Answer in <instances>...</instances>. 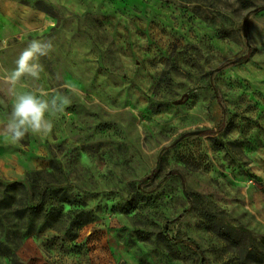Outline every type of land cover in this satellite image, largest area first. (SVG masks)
Here are the masks:
<instances>
[{"label": "rangeland", "instance_id": "1", "mask_svg": "<svg viewBox=\"0 0 264 264\" xmlns=\"http://www.w3.org/2000/svg\"><path fill=\"white\" fill-rule=\"evenodd\" d=\"M34 39L71 103L0 135V264H264V0H0V69Z\"/></svg>", "mask_w": 264, "mask_h": 264}, {"label": "clouds", "instance_id": "2", "mask_svg": "<svg viewBox=\"0 0 264 264\" xmlns=\"http://www.w3.org/2000/svg\"><path fill=\"white\" fill-rule=\"evenodd\" d=\"M4 46H7L6 41ZM52 50L51 40L34 39L19 54L13 70L0 69L3 72L0 79L9 86L14 97L7 123L0 128V135L8 136L15 142L23 140L28 134L51 140L55 126L53 118L63 112L64 106L71 101L68 97L49 99V93L44 89L18 93L16 88L26 76L39 79L43 71L39 60Z\"/></svg>", "mask_w": 264, "mask_h": 264}, {"label": "trees", "instance_id": "3", "mask_svg": "<svg viewBox=\"0 0 264 264\" xmlns=\"http://www.w3.org/2000/svg\"><path fill=\"white\" fill-rule=\"evenodd\" d=\"M247 60H248V58L245 57V58H242V59L238 60L237 62H238V63H244V62H247ZM149 179H150V178H149ZM149 179H147V180H149Z\"/></svg>", "mask_w": 264, "mask_h": 264}, {"label": "water", "instance_id": "4", "mask_svg": "<svg viewBox=\"0 0 264 264\" xmlns=\"http://www.w3.org/2000/svg\"><path fill=\"white\" fill-rule=\"evenodd\" d=\"M178 102H181V101H178Z\"/></svg>", "mask_w": 264, "mask_h": 264}]
</instances>
